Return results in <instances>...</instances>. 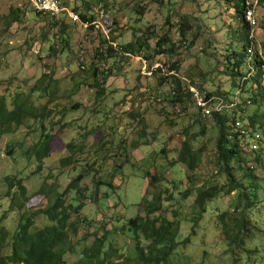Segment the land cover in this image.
Instances as JSON below:
<instances>
[{"label":"rangeland","instance_id":"374dc122","mask_svg":"<svg viewBox=\"0 0 264 264\" xmlns=\"http://www.w3.org/2000/svg\"><path fill=\"white\" fill-rule=\"evenodd\" d=\"M60 1L82 15L105 10L108 36L94 29L83 30L65 15L59 26H51L29 0H0V99L3 97L8 111L17 95L21 100L31 96L28 105L34 108L46 105L50 95L41 97L40 90L32 92L46 74L55 82L51 95L54 102L48 106L57 111L44 123L24 119L22 125H12L11 132L0 138V230L4 228L7 244H11L24 214L37 215L47 209L57 194H63L83 174L78 184L81 191L72 188L64 195L66 204H83L69 220L72 225L67 230V245L74 250L65 256V264H78L82 251L106 230L109 232L104 252L109 253V261L120 264L129 260L128 264H136V241L128 222L145 217L144 204L161 189L170 188L171 180L180 184L179 191L175 203L166 204L169 210L165 214L169 220L179 221L180 246L167 264H234V258L237 264H264V146L257 155H250L259 157L251 171L246 163L233 161L234 175L243 186L227 193L229 178L216 164L217 127L209 119H201L189 96L185 109L175 111L169 97H165L169 90L162 72L158 71L151 80L145 78L144 65L137 59L148 60L153 66L160 62L166 72L176 62L182 86H194L201 93L231 92L243 84L242 98H255L246 104L245 116L251 115L264 135V0H258L255 10L258 26L254 54H258L260 62L244 83L235 72L231 74L226 60L233 50L242 52L245 37L233 1ZM87 3H91L89 9ZM14 10H18L21 20L10 25ZM182 23L188 27L184 37ZM163 37L176 45L175 54L160 53L157 42ZM137 39L146 40L148 49L135 57L122 55L120 49ZM109 42L119 51L114 59L108 58ZM105 48L106 54H101ZM159 87L162 95L157 94ZM100 90H104L102 96L96 94ZM75 104L80 108L73 110ZM203 126L204 133L200 134ZM45 132L53 136L51 153L40 163L30 153ZM191 137L194 148L201 149L194 172L185 165L172 164L183 141ZM71 142L74 150L66 147ZM71 155L73 160L63 164ZM245 155L241 152V157ZM147 172L161 174L164 181L151 187ZM18 179L26 188L25 197L19 196ZM99 180L110 182L112 187H99ZM11 181L15 182L12 188ZM210 185L225 188L207 202L203 213L195 204V191L187 196V190ZM243 192L254 194L249 195L253 202L246 208L250 227L243 243L232 244L224 236L219 216L226 213L230 234H234L233 221L243 215L246 204L240 196ZM159 215L157 212L152 217ZM50 224L48 217L39 214L31 230ZM150 243L144 240L142 246ZM9 254L7 245L0 255Z\"/></svg>","mask_w":264,"mask_h":264},{"label":"trees","instance_id":"16d2710c","mask_svg":"<svg viewBox=\"0 0 264 264\" xmlns=\"http://www.w3.org/2000/svg\"><path fill=\"white\" fill-rule=\"evenodd\" d=\"M227 1H233L234 3L233 8L242 23V27L245 30L243 44H246L247 27L243 24L242 19L245 0ZM90 4L91 3H87V7ZM10 15L13 16L10 25L21 20V16L18 13V10L11 11ZM64 15L67 16L66 13H64ZM80 18L82 22L92 23L94 20V16L91 12L89 13V15H82L80 13ZM48 21L51 26L57 27L60 25V22L63 21V17L61 18V20L59 19L52 21L48 19ZM181 28V34L184 37L188 27H186L185 24L182 23ZM103 43L104 45L106 44V42ZM157 46L160 48L161 54L173 55L177 51L176 45L172 43V40L170 38L167 37L161 38L157 42ZM57 49H59V47H57ZM144 49H148L146 40L145 42H143L142 40L137 39L135 40V42H132L121 48L120 52L135 57ZM108 52L109 59H114L116 57L115 55L118 54L112 47L109 48ZM226 60L229 63V71L231 72V74H234L235 72L236 76H240L239 69L244 62L243 54H239L233 50L230 56L226 57ZM254 60L257 63L256 57ZM173 70L178 74L179 68L176 62L170 65V71ZM169 78L172 79V81L177 86V94L169 102L170 104L174 105V107L177 103L180 102L183 110V108L185 109L186 107L184 105V103L186 102V97H190V92L188 89L183 90V86L177 75L170 76L168 77V79ZM46 82H48L47 86H45ZM54 84L55 82L52 80V77L44 74L41 78L40 85L35 86L32 89V92L34 93L40 90L41 92L39 93L41 94V97H44L46 95H50L51 97L46 105L38 106L37 108L31 106L32 104L28 105V101L31 96H27L25 100H21V96L17 95L16 99L12 102V110L8 111L2 97L0 99V138L3 134L11 132L12 125H15L16 127L22 125L24 119L33 118L38 119L42 123H44L48 118H51L53 113H55L56 115L57 111L55 110V108L48 106L50 103L54 102V99L51 96L54 95V90H52ZM97 85L98 83H96L95 86ZM103 93L104 90H100V92L96 91V94H101V96L103 95ZM250 99L252 101L255 100V98L252 97H250ZM79 108L80 107L76 106L72 109L77 110ZM67 110L68 109H66L64 112L66 113ZM212 116L213 123L217 127V138L215 143L216 164H218L221 170L226 172L229 178L230 185L229 189L226 192L231 193L236 188L243 186V184L240 183L234 175V170L236 168L233 165V161L237 160L239 163H246L247 167L250 169L248 162L252 161V159L248 158V156L241 157V152L247 151L242 149L238 133L230 130L231 127L226 122L227 118H225L224 115H220L218 113H214ZM60 117L61 119L63 118L61 115ZM249 119L255 125V119L252 117H249ZM197 122L200 123V120L197 119ZM203 133L204 126L200 130V134ZM141 135H145V130H142ZM52 139L53 136L48 132H45L42 134L41 140H39V142L32 149L30 154L35 156V158L40 163H42L46 158L49 157L51 153ZM134 143L136 144V146H138V142ZM66 147L70 150L75 149V145L72 142L68 143ZM200 154L201 149L194 148L192 137L191 139H185L182 143L178 158L173 161L172 164H180L183 166L185 165L188 171L194 172L198 167ZM73 157L74 156L71 155L65 158L63 160V164L71 162L73 160ZM258 159L259 157H255L256 161H258ZM118 168L121 169V166H118ZM147 178L149 179V185L151 187L159 186V184L164 181L161 174L152 175L151 173L147 172ZM83 179L84 175L80 174L75 180L71 182V184L63 194L56 195L53 202L47 209L40 210L37 213V215L42 214L48 217L49 222L51 223L50 225H47L42 229L31 230L34 223V217H36L37 215L30 214L26 217V214H24L21 217L18 231L12 236L11 244H7L8 242H6L7 238L5 237V233L2 232L4 231V228L0 230V254L4 247L10 245V254L0 255V264H65V256L69 251L73 252L74 250L73 247L67 245L69 240L67 230L72 225L69 224V220L73 212L79 213V211L83 208V204L80 203L77 207H74L72 204H66L64 195L69 189L72 188L81 191L78 188V184ZM168 181L170 183V188L161 189L156 195L153 196V200L151 202H146L144 204V208H146L145 217L138 216L134 219H130L128 222V228L133 233L134 239L136 241V264L170 263V256L173 255L180 246V242L177 241V237L179 235V221H171L165 214L169 210V208L166 207V204L173 205L175 203V196L179 191L180 184H178L176 181ZM22 182L23 181L21 179H18V193L19 196L25 197L27 191ZM14 184L15 182L11 181L10 188H12ZM97 184L99 187H101L109 186V184L111 183L101 182V180H99ZM224 188L225 187H220L218 185H210L208 186V188L189 187L187 190V196L195 191V193L197 194L195 204L204 213L207 202L213 200V198L221 193ZM249 195L254 194L252 192L251 194L247 192L240 193V196H243L245 198L246 204L243 208V215L233 221V229L235 230L234 234H230L229 224L225 220L226 213H222L219 216L224 236L226 239L230 240L232 244L243 243L246 231L250 227V220L246 217V208L250 206L253 200L249 198ZM13 199H16V196L15 198L13 197ZM21 206L22 205H20V207ZM157 212H160V215L152 217V215ZM108 232L109 231L106 230V234H104L103 236L95 237L94 243L90 247H87L82 251V259L78 264H114L113 262L109 261V253L104 252V248L108 239ZM144 240H151V243L148 247L142 246ZM252 251L253 250H249V252ZM128 261L129 260L120 264H128ZM233 261L234 264H237L238 262L236 258H234Z\"/></svg>","mask_w":264,"mask_h":264},{"label":"built area","instance_id":"2783aa9c","mask_svg":"<svg viewBox=\"0 0 264 264\" xmlns=\"http://www.w3.org/2000/svg\"><path fill=\"white\" fill-rule=\"evenodd\" d=\"M36 12L40 15L48 18L49 20H59L64 16V13L67 14V17L70 19L71 23L74 25L80 26L83 30L94 29L95 33H103L105 36H108L104 27V21L108 18L105 10H100L96 15H94V20L92 23L82 22L80 18V14L75 12L74 10H70L66 6L62 5L60 0H29ZM257 6V0L255 1H246L245 2V11H244V20L245 23L251 28L249 39H253V27L256 24L254 11ZM109 40V38L106 37ZM115 50H117V46L114 44H110ZM107 49H103L102 52H105ZM248 54H252V45L247 49ZM128 56V55H126ZM142 64L144 65L143 76L149 80H151L155 73L161 70L162 74L165 78L172 75H177L176 72H166L161 63H155L154 66L150 67L149 62L138 58ZM166 85L168 86L169 91H165L167 96L170 98H174L177 94V86L176 84L167 79ZM183 90H187V87L184 86ZM191 93L190 98L193 100L197 108L200 112L210 117L212 112H227L230 113L237 106L239 99L238 94L239 91H235V93L228 98L217 96V95H207L205 92L201 93L194 86H190L188 89ZM149 91V89L147 90ZM159 95L163 94V90L160 89L158 92ZM166 97V96H165ZM176 111L181 112L182 106L181 103L176 104ZM233 130L239 133L240 144L248 150H256L260 147V140L262 135L260 132L254 131L252 126L245 124L241 119L237 118L233 125Z\"/></svg>","mask_w":264,"mask_h":264},{"label":"clouds","instance_id":"9594fccd","mask_svg":"<svg viewBox=\"0 0 264 264\" xmlns=\"http://www.w3.org/2000/svg\"><path fill=\"white\" fill-rule=\"evenodd\" d=\"M245 2H246V0H245ZM245 2H244V10H243V15H242V19H243V24L247 27V36H246V44H243V46H242V54H243V57H244V62H243V65L240 67V69H239V73H240V76H238V79H240V80H242V82L244 83V81L246 82V80H248V79H250V76L252 75V73H253V69H254V66L256 67L257 65H259V62H260V57L258 56V54L255 52V54H254V51H255V39H256V28H257V26H258V21H257V18H256V14H255V11H254V15H255V20H256V24H255V26L253 27V31H252V33H253V39H249V34H250V31H251V28L245 23V20H244V11H245ZM249 2H251V1H249ZM257 6H258V0H257ZM257 6H256V8H257ZM256 8H255V10H256ZM75 11V10H74ZM76 12V11H75ZM79 14V13H78ZM94 16V15H93ZM106 39V38H105ZM108 40V39H107ZM110 44H114V43H110L109 42V47H112V46H110ZM115 45V44H114ZM250 45H252V54H248L247 53V49L249 48V46ZM113 48V47H112ZM105 49H107L108 50V48H105ZM114 49V48H113ZM103 50V49H102ZM102 50H101V53L102 54H106V51L105 52H102ZM115 50V49H114ZM117 53L119 52L118 50H115ZM122 55H124V56H126V55H128V54H123L122 53ZM254 55V56H253ZM128 56H131V55H128ZM127 56V57H128ZM252 56H253V58H252ZM132 57V56H131ZM255 57H256V60H257V63L255 62ZM138 59V58H137ZM148 61V60H147ZM157 63H160V62H157ZM153 65H150V67H152ZM164 67V66H163ZM247 69H246V68ZM245 68V71H243L242 69H244ZM174 71V70H173ZM159 72H161V70H159ZM167 72H172V71H167ZM175 72V71H174ZM156 74V73H155ZM177 74V73H176ZM172 76H174V75H172ZM168 77H170V76H168ZM168 77L167 78H165V79H168ZM253 77V76H252ZM251 77V78H252ZM170 79V78H169ZM170 80H172V79H170ZM167 83V82H166ZM166 85V84H165ZM242 86H243V84L242 85H240V86H238V87H236L233 91H226V90H223V91H221L220 93H207V92H205L207 95H210V94H213V95H217V96H222V97H225V98H228L229 96H231V95H233L234 93H235V91H239V94H238V99H239V101L240 102H238V104H237V106L233 109V111H231L230 113H227V112H222V113H219V112H212L211 113V116L210 117H207V116H205V115H203L201 112H200V110L198 109V112H197V114H200L203 118H201V119H209L211 122H213V120H212V115L214 114V113H218V114H220V115H224V117L225 118H227V124L231 127V131H233V132H236V131H234L233 130V125H234V122H235V120L237 119V118H239V119H241L245 124H248V125H250V126H252V128L254 129V131H257V132H260L261 133V135H262V138H261V140H260V147L258 148V149H256V150H248V149H245L241 144V147H242V149L243 150H245V151H247V152H244L246 155L245 156H248V158H250V155L253 153V154H256L257 152H259L260 150H262V148H263V146H264V135H263V133L260 131V127H259V125L255 122V125L252 123V121L249 119V117H251V115H249V116H247V118H246V113H245V111L244 110H246L245 108H247L246 107V104H250V103H252V100L250 99V97H245V98H242V96L244 95L243 93L244 92H242ZM184 87V86H183ZM187 87V86H186ZM190 87V86H189ZM189 87H187V89H189ZM257 88H258V86H256ZM159 89H161V87H159ZM190 92V91H189ZM157 94H158V92H157ZM166 97H168L167 96V94L165 95ZM190 96H191V93H190ZM172 98H170L169 100H168V102L171 100ZM191 99V98H190ZM238 133V132H237ZM238 136H239V133H238ZM257 155V154H256ZM256 155H254V157L253 158H251L252 159V161H249L248 162V164H249V166H250V169L251 170H253V168L255 167V162H257L256 160H255V157H257ZM252 156V155H251Z\"/></svg>","mask_w":264,"mask_h":264},{"label":"crops","instance_id":"0c3cea01","mask_svg":"<svg viewBox=\"0 0 264 264\" xmlns=\"http://www.w3.org/2000/svg\"><path fill=\"white\" fill-rule=\"evenodd\" d=\"M92 1H93V0H92ZM92 1H89V2H92ZM108 92H111V90H110L109 88H108ZM103 94H104V93H103ZM130 97H131V96H130ZM137 104H138V103H137ZM137 104H136V105H137ZM76 106H79V105H78V104H75V107H76ZM137 106L140 107L139 105H137ZM108 128L110 129L111 127L108 126ZM94 129H95V128H94ZM100 132H101V131H100Z\"/></svg>","mask_w":264,"mask_h":264}]
</instances>
